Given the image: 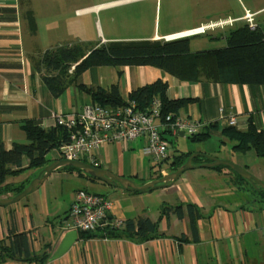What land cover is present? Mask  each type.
<instances>
[{"label": "crops", "instance_id": "crops-1", "mask_svg": "<svg viewBox=\"0 0 264 264\" xmlns=\"http://www.w3.org/2000/svg\"><path fill=\"white\" fill-rule=\"evenodd\" d=\"M149 1L156 0H0V141L6 149H10L14 142H27L20 127L24 120L31 119L42 127H50L55 125L54 113L76 112L91 102L90 97L74 85L69 86L57 98L49 93L31 64V59L45 48L76 41L91 43L95 39L98 41L93 47L108 41L157 40L210 22L194 27L178 22L163 27L162 32L153 29L151 35H127L124 31L109 28L108 15H111L113 9L146 5ZM243 7L242 16L231 18H244L246 12L254 16L263 13L264 0L254 5L248 3ZM28 12L32 13L34 26L30 24ZM126 12L120 11L121 14ZM100 14H103L104 28L102 22L96 19ZM94 23L97 27L95 35L88 33V26ZM197 50H201V47L195 49ZM157 79L167 82L166 95L169 99H189L181 105L178 117L201 121L205 125L218 123L217 128L211 129L209 137L200 141L202 146L183 151L196 154L194 158L200 155L201 158L212 156L229 159L228 154L227 157H222L220 149L209 145V139L214 135L227 139L222 129L227 126L226 119L230 115L236 118V129L243 131L251 122L264 132V85L182 81L148 65L125 66L121 68V72L110 66L90 67L78 78L88 86L105 89L116 84L125 99L131 90ZM143 145V138L123 145L107 144L96 150L94 155L100 168L133 180V175H139L133 173L124 158L128 157L131 167H134L140 160L135 159L136 152ZM170 151L167 161L163 162L158 172H153L150 179L142 182L169 172L168 163L172 159ZM55 157L57 156H52ZM194 158L193 168L184 171L174 184L155 188L160 190L152 195H155L159 206L162 203L176 205L191 202L201 207L206 218L197 221L199 240L178 239L181 235L191 238L188 219L186 216L178 218L170 213L159 223V230L165 235L163 237L143 243L107 237H77L64 254L53 260L49 258L45 264H240L241 253L247 244L246 235L256 232L260 228L259 224L263 223L256 214V204L253 207L249 205L256 199H245L248 184L235 182L234 174L228 169L218 171L204 167L202 164L205 162ZM38 172L28 169L19 175L8 177L5 183L27 186ZM67 172H74L78 177L87 179L75 171L59 168L52 171L32 193L16 203L0 206V240L7 236L10 228L25 232L33 252L47 251L51 257L67 232L68 210L74 192L79 187L66 192V195L63 194L62 187L58 191L56 186L49 184L48 179H55ZM24 174L27 175L22 177ZM256 177L264 181V177ZM98 182L104 183L101 180ZM104 184L110 188L107 190L109 193L103 195L114 202L110 216L124 221L141 216L157 219L159 206L155 213L149 206L148 198H143L141 194L147 192L126 191L113 184ZM9 196L12 193L8 192L0 197ZM0 264L35 263L8 260Z\"/></svg>", "mask_w": 264, "mask_h": 264}, {"label": "trees", "instance_id": "trees-1", "mask_svg": "<svg viewBox=\"0 0 264 264\" xmlns=\"http://www.w3.org/2000/svg\"><path fill=\"white\" fill-rule=\"evenodd\" d=\"M28 17L30 24L34 26L31 12H28ZM235 21L232 25L230 24L232 27L227 30V33L218 35L223 37L225 41V45L219 48L191 51L188 41L190 36L171 40L162 38L157 40L108 41L100 43L92 49H86L85 42L76 41L59 44L40 52L31 59V64L33 70L40 75L49 93L55 98L59 97L69 86L74 85L90 97L91 102L87 104L97 103L113 107L123 105L127 100H134L139 109L145 110L152 99L158 97L161 101L163 120L166 116L173 119L177 117L181 105L189 99H169L166 95L168 88L166 81L157 79L152 83L139 86L131 90L125 99L121 96L116 84L105 89L99 86H88L80 82L78 78L90 67L110 66L121 72V68L125 66L148 65L159 68L182 81L206 80L227 84L264 85V25L257 24L256 28L250 29L245 19ZM228 118L226 119L227 126L222 129V133L230 142H233L232 150L244 153L253 149L258 157L264 158V132L258 130L251 122L245 130H238L235 128L236 123L234 125L228 124ZM201 123L202 126L197 132L185 134L191 142L206 140L211 129L217 128L218 124L217 122L206 125L204 122ZM20 127L25 133L26 143L14 142L10 149H6L0 141V196L8 192L15 195L25 188V185L16 186L5 183L8 177L19 175L28 169L39 171L53 160L60 159L58 157L48 158L47 154L68 141L67 131L58 125L45 128L36 121L28 119L24 120ZM178 134L165 131L163 137L168 142L167 136ZM191 154L192 152L183 151L174 154L168 163V171L177 169ZM202 158L198 155L194 160L209 161ZM24 159H26V164H24ZM61 168L75 171L91 181H99L97 178L83 173L80 169ZM210 168L218 171L226 168L234 174L235 182L248 184V187L254 192H264L261 189L255 190L248 180L228 166L219 165ZM162 175H158L156 178ZM170 213L178 218L186 216L188 219L191 238L181 235L177 237L178 239L199 240L197 221L206 217L201 207L191 202L176 205L162 203L159 206V215L156 220L141 216L136 219L123 220V224L119 227L112 226L108 222L93 232L78 231V238L107 237L143 243L165 236L159 230V223L163 217H167ZM109 218L112 217L109 215ZM49 258L50 254L47 251L35 253L30 249L25 232H17L10 228L7 236L0 240V263L16 260L45 264Z\"/></svg>", "mask_w": 264, "mask_h": 264}, {"label": "rangeland", "instance_id": "rangeland-1", "mask_svg": "<svg viewBox=\"0 0 264 264\" xmlns=\"http://www.w3.org/2000/svg\"><path fill=\"white\" fill-rule=\"evenodd\" d=\"M262 0H156L149 1L146 5H131L130 7L113 9L108 15V26L111 30H119L126 32L127 35H151L153 29H158L159 32H162V28L165 26L178 24L192 25L191 27L198 26L201 23H206L208 21L212 22L219 18H226V20L235 19L231 17H238L244 14V5L250 3L251 5L258 4ZM142 6V7H141ZM141 7V8H138ZM121 12L127 11L125 14ZM132 11H135L131 14ZM103 14L97 15L96 19L102 22L103 28ZM230 16V17H228ZM100 17V19H99ZM253 22L257 24L264 25V12L259 15H253ZM244 18L235 19L240 20ZM222 20L218 21L219 23ZM235 21V22H236ZM233 22V21H232ZM234 23V22H233ZM232 23V24H233ZM239 23V22H238ZM231 23H226L222 27H215L214 29L206 31L204 34H199L195 36H190L188 41L190 44V49L195 51V49L201 50L204 49H213L223 47L225 41L221 36L227 33V30L232 27L228 25ZM88 33L95 35L96 33V24L88 26ZM216 37H213V36ZM98 41V39L93 40L91 43L85 42L86 49H92L93 45ZM49 46L46 49L50 48ZM209 145H213L215 149H220L222 157L229 156V161L233 162L239 167L244 168L251 174L255 176L264 177V158L258 157L253 149H249L244 153L237 152L232 150L233 142L228 141V139H220L219 137L211 136ZM225 140V142H223ZM229 142V143H228ZM168 146L170 148V153L173 156L179 151H188L197 146H202L200 142L194 143L191 142L187 135L184 136H168ZM132 151V150H131ZM122 152V150H120ZM227 152V153H226ZM230 152V153H229ZM56 155V151H50L47 154L48 158ZM139 158L140 160L131 167L130 160L128 157H125L124 160L129 164L128 167L132 169L134 174L138 176H132L133 181L136 184L141 185L146 182L147 179L151 178V175L158 172L159 167L163 165L162 163L155 162L150 156L144 153L143 147L136 152L135 159ZM225 159L226 158H219ZM25 161V159H24ZM27 174L22 175L25 177ZM54 176V175H53ZM142 176V179L140 177ZM31 178V177H30ZM49 184L56 186L58 191L63 188V194L68 193V191H73L75 188L86 189L92 193L98 194H108L107 191L108 185L98 182L90 181L82 177H78L74 172L73 173H64V175L55 177V179H48ZM149 181V180H148ZM216 184V183H212ZM76 189V190H78ZM75 190V191H76ZM160 189H154L147 193H141L143 198H148L149 206L157 212L158 204L155 201L154 192H157ZM67 192V193H66ZM75 196V192H74ZM73 196V197H74ZM247 200H255L250 202L249 205L256 204L257 216L263 220L260 228L256 232H251L246 235L247 244L243 249L242 258L240 264H264V192H254L249 187L247 189V194L244 195ZM255 202V203H254ZM253 207V206H252ZM255 208V206H254Z\"/></svg>", "mask_w": 264, "mask_h": 264}, {"label": "built area", "instance_id": "built-area-1", "mask_svg": "<svg viewBox=\"0 0 264 264\" xmlns=\"http://www.w3.org/2000/svg\"><path fill=\"white\" fill-rule=\"evenodd\" d=\"M253 15L246 12L244 19L250 29L256 28ZM220 21V20H218ZM208 22L191 30L165 36L164 40L179 37H187L203 34L215 27H222L226 23H233L235 19ZM233 21V22H232ZM54 124L63 127L68 133V141L57 148L56 156L68 160H86L95 167L99 163L94 152L107 144H121L144 139V153L155 162L162 163L169 157L168 142L163 133L194 134L202 126V123L183 117L161 115V101L154 97L150 105L141 110L134 100H127L125 104L118 106H103L97 103L86 104L77 112H57L53 114ZM228 124L236 123L234 116H229ZM114 202L103 194L92 193L85 189L75 191V196L70 204L66 231L93 232L103 227L108 222L112 226L119 227L123 219L109 218V212Z\"/></svg>", "mask_w": 264, "mask_h": 264}, {"label": "water", "instance_id": "water-1", "mask_svg": "<svg viewBox=\"0 0 264 264\" xmlns=\"http://www.w3.org/2000/svg\"><path fill=\"white\" fill-rule=\"evenodd\" d=\"M179 134L183 135V132H180ZM195 155L196 154L189 155L186 161L174 171L167 172L163 174L161 177L151 179L141 185L136 184L132 179L128 177L120 176L105 168L95 167L92 164L85 162L83 160H68L63 158L55 159L46 166H44L43 168H41L37 173V175L34 178H32L27 184V186H25V188L22 189L20 192L9 197H0V206L4 207L18 202L25 195H28L33 191H35L52 171L59 169L61 167H73L80 169L82 170L83 173L93 178H97L107 184H113L115 186H119L120 188L126 191L148 192L158 187H165L174 184V182L177 181V179L182 175L184 171L193 168L192 159L194 158ZM206 158H208L209 161L203 163L202 166L204 167H214L219 165L228 166L237 174H239L241 177L248 180L251 186L255 190L261 189L264 191V181L260 180L259 178H257L256 176H254L244 168L237 166L236 164H234L229 160L219 159L212 156H206ZM77 237H78V231L76 230L67 231L64 234L61 242L59 243V245L51 255L50 259L51 260L56 259L60 257L62 254H64L75 242Z\"/></svg>", "mask_w": 264, "mask_h": 264}]
</instances>
